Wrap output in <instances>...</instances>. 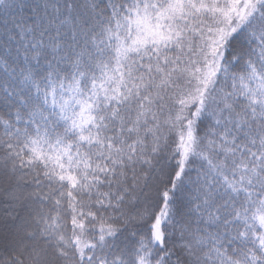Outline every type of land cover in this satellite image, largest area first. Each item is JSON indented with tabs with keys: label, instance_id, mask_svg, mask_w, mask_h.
Returning <instances> with one entry per match:
<instances>
[{
	"label": "snow or ice",
	"instance_id": "obj_1",
	"mask_svg": "<svg viewBox=\"0 0 264 264\" xmlns=\"http://www.w3.org/2000/svg\"><path fill=\"white\" fill-rule=\"evenodd\" d=\"M0 264H264V0H0Z\"/></svg>",
	"mask_w": 264,
	"mask_h": 264
}]
</instances>
